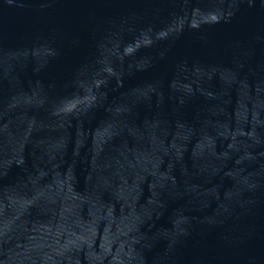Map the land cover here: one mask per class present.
<instances>
[{"label":"water","instance_id":"obj_1","mask_svg":"<svg viewBox=\"0 0 264 264\" xmlns=\"http://www.w3.org/2000/svg\"><path fill=\"white\" fill-rule=\"evenodd\" d=\"M0 264H264V0H0Z\"/></svg>","mask_w":264,"mask_h":264}]
</instances>
